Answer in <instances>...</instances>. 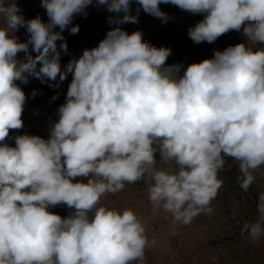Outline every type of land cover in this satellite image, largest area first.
<instances>
[{
	"label": "clouds",
	"instance_id": "obj_1",
	"mask_svg": "<svg viewBox=\"0 0 264 264\" xmlns=\"http://www.w3.org/2000/svg\"><path fill=\"white\" fill-rule=\"evenodd\" d=\"M93 2L41 0L45 23L25 20L16 0H0V264L143 261L148 238L141 219L131 209L102 206V197L143 180L153 211L188 225L212 214L225 157L239 162L244 191L264 166V0H95L116 14L108 19L115 26L62 69V33ZM162 3L204 16L189 29L194 43L230 31H242L246 42L186 69L168 65L171 49L120 27L138 23L141 8L166 22ZM20 27L29 34L25 42L14 35ZM69 74L49 138L24 134L14 147L7 144L10 131L23 127L26 96L16 82H62ZM78 177L87 182H74ZM58 205L71 214L49 211ZM257 209L256 221L241 229L253 242L264 236V192Z\"/></svg>",
	"mask_w": 264,
	"mask_h": 264
},
{
	"label": "rangeland",
	"instance_id": "obj_2",
	"mask_svg": "<svg viewBox=\"0 0 264 264\" xmlns=\"http://www.w3.org/2000/svg\"><path fill=\"white\" fill-rule=\"evenodd\" d=\"M16 3L25 20L39 16L43 22H48L49 18L45 8L41 6V0H16ZM139 7L138 3H132L133 15L137 14L136 10ZM159 7L168 15L166 22L145 13L141 8L138 23H125L120 27L129 34L140 30L144 41L157 48L171 49V55L166 62L168 65L179 64L186 69L192 63L213 58L216 50L223 51L229 46L246 42L242 31H230L213 43L206 41L194 43L188 35L189 29L203 20L204 16L181 10L172 4L162 3ZM85 12L87 15H75L72 24L62 33L67 43V52L61 53L62 69L70 60L78 59L85 49L98 46L107 32L115 26L109 24L108 19L116 14L109 13L103 6H97L95 0ZM77 25L79 32L71 34V27ZM3 26H5L3 22H0V27ZM55 30L60 31L59 28ZM14 35L20 42H25L29 38L25 27H20ZM60 43L61 41H57L58 50ZM24 56L25 54L21 52L17 59L23 60ZM182 73L183 69L181 75ZM34 79L29 77V82L26 84L16 82L25 93L26 103L22 114L23 127L19 130H11L5 141L10 146H15L14 138L17 135L28 134L42 138L46 135L49 138V133H42L41 128L51 127L53 121H58V108L65 103L68 88L50 108L37 109L31 99L33 93L37 91V87L33 85ZM225 158L227 163L218 174L222 186L210 205L213 209L212 214L202 213L188 225L173 224L170 214L162 209L154 212L143 180L126 184L122 191L102 197V206L119 211L131 209L145 226L148 245L145 248L144 260L133 261L132 264H264V236L253 242L247 233L241 234L243 225L255 222L256 218L253 217L248 202V190L244 191L229 174L234 168L236 174L241 177L239 162L230 157ZM253 175L256 180L250 187H253L254 193L259 197L264 192V166L256 169ZM78 181L86 183L87 178L78 177L74 182ZM49 211L66 218L71 214L72 209L66 205H58L51 207Z\"/></svg>",
	"mask_w": 264,
	"mask_h": 264
},
{
	"label": "trees",
	"instance_id": "obj_3",
	"mask_svg": "<svg viewBox=\"0 0 264 264\" xmlns=\"http://www.w3.org/2000/svg\"><path fill=\"white\" fill-rule=\"evenodd\" d=\"M71 80H72V74H69L67 79L62 81V82L59 81V77H57L56 81H47V80H45V82H43V83L40 80L35 78L33 85H35L37 87L36 88L37 91L34 92V93H37V94L36 95L33 94L32 98H31V99H33V101L35 103V107L37 109H41V108L48 109V108H50V106H52V104L57 102L59 97H61L60 96L61 93H63L64 90L68 88ZM54 97H55V99H53ZM54 122H56V121H53L50 124V126H52V124ZM41 129H42V133H49L50 132V127L42 126ZM43 138L44 139H48L46 137V135H44ZM226 161L227 160L225 158V163H227ZM235 171H236V169L232 168L229 171V174L233 177V179L238 184H240V176H239L238 173L236 174ZM233 173H235V174H233ZM253 190H254L253 187L252 188L249 187L247 196H248V202H249V204L251 206V211H252L253 217H255L257 219L258 216H259V212H258V209H257V204H258L259 197L254 193Z\"/></svg>",
	"mask_w": 264,
	"mask_h": 264
}]
</instances>
